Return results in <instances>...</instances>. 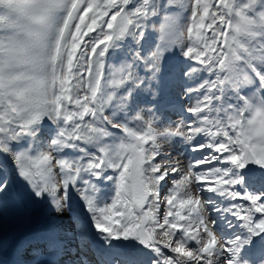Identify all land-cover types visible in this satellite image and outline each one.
I'll use <instances>...</instances> for the list:
<instances>
[{"label": "snow or ice", "instance_id": "obj_1", "mask_svg": "<svg viewBox=\"0 0 264 264\" xmlns=\"http://www.w3.org/2000/svg\"><path fill=\"white\" fill-rule=\"evenodd\" d=\"M14 193L47 212L30 264H93L96 240L125 264H264V0H0Z\"/></svg>", "mask_w": 264, "mask_h": 264}, {"label": "rangeland", "instance_id": "obj_2", "mask_svg": "<svg viewBox=\"0 0 264 264\" xmlns=\"http://www.w3.org/2000/svg\"><path fill=\"white\" fill-rule=\"evenodd\" d=\"M188 2H190V0H188ZM149 31L151 32V29H149ZM121 54L123 55V53ZM117 59L118 57L113 54V56H111L108 60L109 67ZM178 96L179 89L175 86L174 83H170L165 90L163 99L159 101L161 114L165 115L168 119L169 114L167 112H171L174 106L179 107L180 101L177 99ZM178 119L179 117L176 115L173 121ZM179 147V145L176 146L177 149ZM255 174H258V172H255ZM255 178L258 181L259 177ZM108 183L109 182H105L106 185ZM102 190H108L105 193L103 192L105 199H107L108 196L111 195V187L102 186ZM78 204L79 206L77 208ZM72 211V213L70 212L66 214L63 220V225L67 229H69V236L73 234L71 231L74 228L73 220L76 217L81 216V213L79 214L80 216H78L76 213L82 212L83 215L86 214V210L83 209L82 202L78 198L75 199L72 204ZM46 216L47 212L44 207L39 204L32 203L18 193H14L13 196L10 197L6 202H0V251L3 250L5 252V254L2 256L6 259L7 257L11 259L13 257L12 251L15 247L22 243L27 244V241L32 240L33 237L37 235L40 228L43 226ZM25 219L29 220L30 223L23 222ZM30 229H32V234H30ZM128 250L131 251L132 249ZM88 251L89 250L86 249L87 259L92 260L93 264H100L91 255V250L90 252ZM22 255V260L25 261V263L30 264V255L25 253V251L24 253H22Z\"/></svg>", "mask_w": 264, "mask_h": 264}, {"label": "bare ground", "instance_id": "obj_3", "mask_svg": "<svg viewBox=\"0 0 264 264\" xmlns=\"http://www.w3.org/2000/svg\"><path fill=\"white\" fill-rule=\"evenodd\" d=\"M178 107H173L171 112H167L169 114V119L173 120L176 117V109ZM260 185L257 184V187H259ZM108 190H103V192L105 193ZM79 204L77 205L78 208ZM73 211L71 210V213ZM81 213V214H80ZM78 216L83 215L82 212L76 213ZM80 214V215H79ZM77 218V217H76ZM71 232V231H70ZM35 237V236H34ZM27 247V244L22 243L19 244L17 247H15L12 251L13 257L10 259L9 257L4 258L2 255L5 254V252L2 250L0 251V261L1 264H18L19 261H23L21 258L22 253H24L25 248ZM93 247V251H92V256L94 257V259H96V261H98L100 264H112V262L118 261L119 264H122L121 261L124 260V257L120 255L121 251H113V252H108L106 250L103 249L102 245H101V241L96 240L95 243L92 245ZM91 247V248H92ZM126 251V250H124ZM127 252V251H126ZM132 253V252H131ZM11 254V253H10ZM23 256V255H22ZM128 256L130 257V259H133L134 257L130 255V253H128ZM25 262V261H24ZM27 264V263H25Z\"/></svg>", "mask_w": 264, "mask_h": 264}, {"label": "trees", "instance_id": "obj_4", "mask_svg": "<svg viewBox=\"0 0 264 264\" xmlns=\"http://www.w3.org/2000/svg\"><path fill=\"white\" fill-rule=\"evenodd\" d=\"M23 222L30 223L29 220L25 219Z\"/></svg>", "mask_w": 264, "mask_h": 264}]
</instances>
